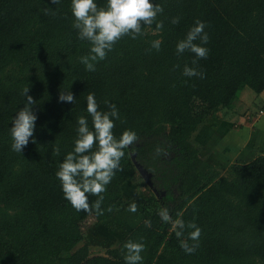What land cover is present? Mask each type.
<instances>
[{
  "label": "trees",
  "instance_id": "trees-1",
  "mask_svg": "<svg viewBox=\"0 0 264 264\" xmlns=\"http://www.w3.org/2000/svg\"><path fill=\"white\" fill-rule=\"evenodd\" d=\"M151 2L164 8L157 17L163 29L157 32L154 23L137 39L125 36L95 71H88L80 57L91 45L72 27L71 0L58 5L0 0V264H125L124 243L141 237L146 244L142 264H264V152L231 163L227 176L192 141L211 117L236 114L246 88L257 99L263 93L264 0ZM174 17L180 18L178 24L171 23ZM197 20L206 23L209 35L208 57L195 65L204 79L184 76L195 54L176 51ZM157 39L162 41L159 51L151 48ZM25 87L36 100L38 119L34 138L21 153L11 148L10 128L26 102ZM61 90H71L75 103L60 102ZM89 93H95L103 110L105 101L116 104L117 137L127 129L139 136L135 151L126 150L121 160L123 171L102 194L103 206L123 211L141 188L133 154L152 173L160 195L150 188L152 195L141 200L147 216L101 254H92L83 226L90 218L102 220L77 212L56 176L74 148L77 118L86 116L91 127ZM256 107L248 114L251 121L264 111V102ZM157 147L168 155H158ZM131 185L136 191L129 195ZM164 206L173 218L182 213L186 222L194 220L202 228L194 253L181 247L190 230L178 238L176 229L161 220L158 212ZM115 214L121 221L128 215Z\"/></svg>",
  "mask_w": 264,
  "mask_h": 264
},
{
  "label": "clouds",
  "instance_id": "clouds-1",
  "mask_svg": "<svg viewBox=\"0 0 264 264\" xmlns=\"http://www.w3.org/2000/svg\"><path fill=\"white\" fill-rule=\"evenodd\" d=\"M51 3L58 5L60 0H51ZM71 11L74 17L72 27L77 31L78 38L91 45L89 53L80 57V62L88 71H95L96 63L105 60L108 53L113 51L115 45L125 36L137 39L145 35L144 29L150 28L154 23L157 32L164 27L163 21H157L158 15L163 14L164 8L151 0H106L104 5H99L96 0H71ZM179 22V17L172 18V24ZM206 27L204 21L197 20L186 37L176 45L178 55L185 51L195 54V59L192 61L194 66L185 65L184 76L205 78V73L195 65H198L200 59H206L210 51L204 46L209 42ZM161 43L159 39L153 40L151 48L159 51ZM29 91L30 87L23 89L22 95L25 96L26 102L13 118V127L10 128L13 141L11 148L21 153L28 145L30 138H34L38 119L33 111L36 100L28 94ZM75 100L71 90L60 91V102L74 104ZM104 103L107 105V110L101 109L95 93L88 94L87 113L91 117V127L86 116L81 115L77 118L78 127L74 148L67 153L56 172L64 198L71 206L77 212L88 215L95 213L98 216L105 212L102 207L104 201L102 194L107 191V186L115 178L116 173L123 171L121 160L125 157L126 150L131 149L134 152V146L139 141L137 132L131 129L123 131L119 137L115 135V122L120 119L119 110L114 103L108 101ZM32 142L35 140L33 139ZM54 151L59 154V146ZM156 152L158 155H168L160 147H157ZM90 197H96V199L90 200ZM106 211L112 212L113 206L110 205ZM127 211L137 212V203L132 202ZM158 215L163 222L171 224L172 228L176 229L178 238L182 237L186 230H190L188 240L193 243L189 245L188 240H182L181 247L188 254L194 253L199 246L202 228L194 220L186 222L182 218V213H177V218H173L167 206L160 208ZM145 224L151 227L150 220L145 221ZM145 250L146 244L143 237L137 240L128 239L122 248L125 264H142V253Z\"/></svg>",
  "mask_w": 264,
  "mask_h": 264
},
{
  "label": "crops",
  "instance_id": "crops-1",
  "mask_svg": "<svg viewBox=\"0 0 264 264\" xmlns=\"http://www.w3.org/2000/svg\"><path fill=\"white\" fill-rule=\"evenodd\" d=\"M247 96V102L245 97H240L241 106L237 104L236 114L227 115L225 118L220 113L211 117L192 138L193 143L200 148L202 156L215 166L223 168L221 164L225 160L230 161V158H234L231 163L238 160L248 162L257 153L264 152V115L252 121L246 116V110L257 106V101L261 97L263 99L264 95L261 94L257 99L254 93L247 92ZM218 159H223V162ZM135 191L134 185L129 186V195Z\"/></svg>",
  "mask_w": 264,
  "mask_h": 264
},
{
  "label": "rangeland",
  "instance_id": "rangeland-1",
  "mask_svg": "<svg viewBox=\"0 0 264 264\" xmlns=\"http://www.w3.org/2000/svg\"><path fill=\"white\" fill-rule=\"evenodd\" d=\"M148 32L150 33V30H148ZM247 92L251 93L252 90L249 88H246L244 90V93L242 92L243 95L241 93V96H243V98L245 97L246 102L248 100L247 99V97H248ZM262 95H264V91H263ZM263 102H264V98L262 99V97H261V99H259L257 101V106L258 105L262 106ZM237 104L239 105V107L241 106V103L239 100L237 101L236 105ZM243 107H245V106H243ZM254 109H257V107L255 106L252 109H250V107H249L246 110V113L249 114L250 111H254ZM247 114H246V116H248ZM261 115H264V111H263V113H260L257 118H259ZM233 159L230 158V161L231 160L233 161ZM218 160H220L221 163L223 162V159L222 160L218 159ZM220 161H218V164H221ZM230 161L227 162L225 160L221 164L222 166H224L223 168L216 166L219 170H221L222 175L223 174L225 175L227 173L226 175L230 176V173L225 172L230 167V164H231ZM237 162H239V160ZM152 179L153 178L151 177V180ZM135 181H136V183L142 184L141 186H139L141 188L138 190V192L134 196L131 195L129 197H131L133 199L132 202L137 203V205H138V211L137 212L132 213V212L127 211L129 205H126L125 207H123L122 208L123 211H121V209L116 210L113 206V211L108 212V211H106V209L109 207V205H105V206L102 205V207L105 209V212L103 215H99V217H98V221H99V219L102 221L95 222L94 220L93 221L90 220L91 219L90 218L89 220H87V222H85V224L83 226L85 228V231H86V240L85 241L89 244L92 254L104 253L105 250L107 249V246H110V245L113 246L115 244V241L119 240L122 236H124L126 234V232L128 233L135 225L140 223L147 216L146 211H144V209L141 205V203H142L141 200H145L146 198L151 196L153 193L152 192L153 189L150 190V187L145 183L143 178H141L139 173H137ZM113 213H114V215L110 219H106V220L104 219V218H107L108 215H111ZM115 213H119V214L121 213V215L122 214H128L127 216H125V217H127V219H123L121 221L120 220L121 216L116 215ZM131 214L134 215L133 218L131 217Z\"/></svg>",
  "mask_w": 264,
  "mask_h": 264
},
{
  "label": "water",
  "instance_id": "water-1",
  "mask_svg": "<svg viewBox=\"0 0 264 264\" xmlns=\"http://www.w3.org/2000/svg\"><path fill=\"white\" fill-rule=\"evenodd\" d=\"M135 157H136V154H133V155H132V159H133V162H134V164H135V166H136V168H137V170H138L140 176L143 178V180L146 182V184H147L151 189H153V191L155 192V194H156L157 196H160L159 193H158V191H157V189L154 188L153 182H152V180H151L152 173L149 172V171H147V170L143 167V165H141V164L136 160ZM162 194L164 195L165 192H163Z\"/></svg>",
  "mask_w": 264,
  "mask_h": 264
},
{
  "label": "built area",
  "instance_id": "built-area-1",
  "mask_svg": "<svg viewBox=\"0 0 264 264\" xmlns=\"http://www.w3.org/2000/svg\"><path fill=\"white\" fill-rule=\"evenodd\" d=\"M260 113H263V112L261 111ZM260 113H259V114H260Z\"/></svg>",
  "mask_w": 264,
  "mask_h": 264
}]
</instances>
